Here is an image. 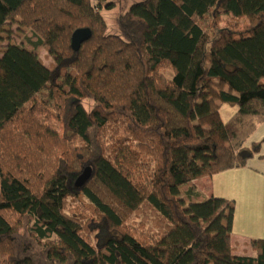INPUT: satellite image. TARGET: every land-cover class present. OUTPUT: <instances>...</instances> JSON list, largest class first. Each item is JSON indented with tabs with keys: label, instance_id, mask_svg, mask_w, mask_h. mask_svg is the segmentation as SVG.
I'll list each match as a JSON object with an SVG mask.
<instances>
[{
	"label": "trees",
	"instance_id": "16d2710c",
	"mask_svg": "<svg viewBox=\"0 0 264 264\" xmlns=\"http://www.w3.org/2000/svg\"><path fill=\"white\" fill-rule=\"evenodd\" d=\"M263 122L264 0H0V264H264L193 184L245 168Z\"/></svg>",
	"mask_w": 264,
	"mask_h": 264
},
{
	"label": "crops",
	"instance_id": "0c3cea01",
	"mask_svg": "<svg viewBox=\"0 0 264 264\" xmlns=\"http://www.w3.org/2000/svg\"><path fill=\"white\" fill-rule=\"evenodd\" d=\"M226 108H222L220 115ZM224 117L226 121L232 110ZM264 141V122L251 136L247 145ZM206 197L232 201L235 206L231 232L233 253L254 257L252 240H264V145L259 154L241 169L228 170L193 183Z\"/></svg>",
	"mask_w": 264,
	"mask_h": 264
},
{
	"label": "rangeland",
	"instance_id": "374dc122",
	"mask_svg": "<svg viewBox=\"0 0 264 264\" xmlns=\"http://www.w3.org/2000/svg\"><path fill=\"white\" fill-rule=\"evenodd\" d=\"M109 2H115L116 0H108ZM131 1H140V0H131ZM119 13V6L118 4H115V8L111 9V10H106L103 9L101 11V14L105 20L106 23V33L107 34H114V35H118V30L115 26V18ZM229 19L226 18H221V26H226L227 24L229 25ZM13 42L14 43H20V38H16L13 37ZM40 58L43 61L44 65L46 67H49V65H51L53 63L52 57L51 55H49L46 51L42 50L40 52ZM166 77H171V73L169 72H164ZM86 107L89 108L91 103L87 102ZM224 108H226L223 113H222V118L224 119V117L227 116V113L230 112L229 110L231 109L232 111H234L236 108H230L228 106H224ZM85 203H87L85 201ZM71 207L73 208H81V204L79 203H70ZM153 218H154V214L148 209V208H141L137 213L133 214L131 217V224L134 225H138V224H144L145 225V229H147L148 227H152L153 224ZM93 236V235H92Z\"/></svg>",
	"mask_w": 264,
	"mask_h": 264
},
{
	"label": "water",
	"instance_id": "95a60500",
	"mask_svg": "<svg viewBox=\"0 0 264 264\" xmlns=\"http://www.w3.org/2000/svg\"><path fill=\"white\" fill-rule=\"evenodd\" d=\"M91 31L88 28L78 29L73 32L71 36V49L73 51H78L81 45L88 41L91 38ZM92 175L91 168L87 167L83 170V172L78 176L75 181V187L81 188L85 185V183L90 179Z\"/></svg>",
	"mask_w": 264,
	"mask_h": 264
}]
</instances>
